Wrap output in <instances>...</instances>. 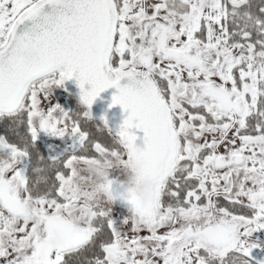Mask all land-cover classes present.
Masks as SVG:
<instances>
[{
  "label": "snow or ice",
  "instance_id": "6c2138e0",
  "mask_svg": "<svg viewBox=\"0 0 264 264\" xmlns=\"http://www.w3.org/2000/svg\"><path fill=\"white\" fill-rule=\"evenodd\" d=\"M109 88L111 148L80 119ZM6 118L0 264H264V0H0Z\"/></svg>",
  "mask_w": 264,
  "mask_h": 264
},
{
  "label": "flooded vegetation",
  "instance_id": "af4514ba",
  "mask_svg": "<svg viewBox=\"0 0 264 264\" xmlns=\"http://www.w3.org/2000/svg\"><path fill=\"white\" fill-rule=\"evenodd\" d=\"M65 87H66V84H65ZM59 92L55 91V100L62 106L64 107L65 109H69V110H73V111H77L81 108V105H80V101H79V98L76 96L75 93H73L71 90H69L67 87H66V90L63 92L62 96H58ZM81 119V124H82V128L84 130H87L90 135H91V127L92 125L96 126V127H101L100 125L98 126V124H95L97 122H95L93 124V119H88V120H85L83 119V117L80 118ZM100 122V121H98ZM102 123V122H101ZM103 124V123H102ZM105 129V128H104ZM23 126H20L17 131L20 133V134H23ZM106 130V129H105ZM105 130H102L100 131L101 133V141H95V142H100L102 143L103 146H107L109 148L113 147V140H111L110 142H107V135H111L110 133L106 132ZM0 135H6V136H12L13 135V131H12V121L10 119H3V120H0ZM43 139L44 140H47L49 139L46 135L43 136ZM41 151L43 152L44 149H41ZM79 154H82V155H87V156H94V155H97L94 151V149L91 147V145H89V147L87 148V150L79 153ZM42 167V165H39ZM81 168H84L85 166L83 164L80 165ZM32 179L35 180V179H38V177L33 174L32 175ZM150 189V188H149ZM149 189H146V194H147V191ZM219 199V202L220 204L222 205H225L227 204L228 202L225 201L223 199V197H220L218 198ZM226 206V205H225Z\"/></svg>",
  "mask_w": 264,
  "mask_h": 264
},
{
  "label": "water",
  "instance_id": "95a60500",
  "mask_svg": "<svg viewBox=\"0 0 264 264\" xmlns=\"http://www.w3.org/2000/svg\"><path fill=\"white\" fill-rule=\"evenodd\" d=\"M66 87L71 90L73 93L76 94V96L79 98L80 96V89L78 87V84L75 80L67 81ZM117 93V89L115 88H109L101 93L100 97L96 100L95 104L92 107L93 115L103 123V117L106 115L109 120L110 126L114 130H118L119 125H121L126 118V113L124 112V109L120 105H116L114 107H110L112 104V97L114 94ZM137 135L140 137L138 139L137 143L139 146H143V133L140 131H137ZM145 180H148L145 178ZM150 181V180H149ZM150 188L149 187L147 189Z\"/></svg>",
  "mask_w": 264,
  "mask_h": 264
},
{
  "label": "clouds",
  "instance_id": "9594fccd",
  "mask_svg": "<svg viewBox=\"0 0 264 264\" xmlns=\"http://www.w3.org/2000/svg\"><path fill=\"white\" fill-rule=\"evenodd\" d=\"M20 54L26 60L35 61L39 57H41L42 51L38 47L32 46V47L22 48ZM133 181H134V177L130 176V179H129V186L130 187L137 186L133 183ZM149 184H150L149 180L144 179V180L140 181L138 187H139V191H140L141 195L146 194V189L149 187ZM73 215H78V213L76 211H74Z\"/></svg>",
  "mask_w": 264,
  "mask_h": 264
},
{
  "label": "trees",
  "instance_id": "16d2710c",
  "mask_svg": "<svg viewBox=\"0 0 264 264\" xmlns=\"http://www.w3.org/2000/svg\"><path fill=\"white\" fill-rule=\"evenodd\" d=\"M94 123L95 122H93V124ZM101 129L105 130L103 127L99 128V127H96V126L92 125V127H91V137H92L94 142L95 141H101V139H102L101 136H100L101 135V133H100ZM111 140H112L111 135L108 134L107 135V142H110ZM225 205H227V204H225ZM91 258H92L91 257V253L90 252H85L82 256L76 257L75 260L73 261V264H77V262H79V261H87L88 259H91Z\"/></svg>",
  "mask_w": 264,
  "mask_h": 264
},
{
  "label": "rangeland",
  "instance_id": "374dc122",
  "mask_svg": "<svg viewBox=\"0 0 264 264\" xmlns=\"http://www.w3.org/2000/svg\"><path fill=\"white\" fill-rule=\"evenodd\" d=\"M66 90V87H63V88H57V91L59 92L57 95L58 96H62L63 92ZM95 117V116H94ZM99 120L95 117V119H93V122H97L95 124H98V126L100 125L101 128L103 127L102 126V123L101 122H98ZM100 128V127H99ZM142 234H146V233H142ZM256 255H259V256H264V253H255Z\"/></svg>",
  "mask_w": 264,
  "mask_h": 264
}]
</instances>
